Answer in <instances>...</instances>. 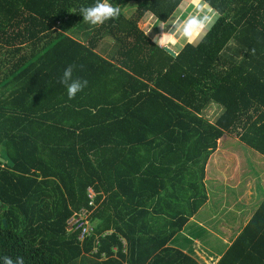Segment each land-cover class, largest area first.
<instances>
[{"label":"trees","instance_id":"obj_1","mask_svg":"<svg viewBox=\"0 0 264 264\" xmlns=\"http://www.w3.org/2000/svg\"><path fill=\"white\" fill-rule=\"evenodd\" d=\"M181 1L109 0L120 16L93 26L96 0H0V264H199L169 242L207 199L218 139L264 155V0H206L215 25L171 56L138 22ZM69 65L87 81L73 99ZM214 264H264V198Z\"/></svg>","mask_w":264,"mask_h":264},{"label":"rangeland","instance_id":"obj_2","mask_svg":"<svg viewBox=\"0 0 264 264\" xmlns=\"http://www.w3.org/2000/svg\"><path fill=\"white\" fill-rule=\"evenodd\" d=\"M190 3L191 0H182L180 5L178 6V8L176 9V11L174 10L173 14H172V20L170 18V20L168 22H166V24H168L170 21H173L177 16L178 13L179 16H181V13H184L185 10H191L190 9ZM134 5L130 4L128 6H126L124 8V14L126 16H130V14L134 11ZM154 18L151 15H148V17L145 19L143 18L141 21H139V25L140 27L154 40V37H157L158 35H160L163 31H168L170 30V25L164 29H161L160 25L161 24H156L154 23ZM152 23V24H151ZM71 35L78 37L79 39L84 38L83 36H81L78 32H71ZM84 40V39H83ZM185 42L187 41H181L179 44L173 45V44H169L168 46L171 47L172 49H178L180 46H182ZM114 45V40L111 36H105L103 38L100 39V41L97 44V48L96 50L101 53V54H105L106 52L110 51V48H113ZM174 50V49H173ZM215 110V108H214ZM211 118V116H208ZM225 138H228L227 136H224ZM225 143V142H224ZM238 145V143H237ZM241 149H243V146H241ZM252 157H256V153L253 151L251 152ZM223 154H221V156L219 157L220 160H224L223 162L224 164V170L220 169L219 172L223 174V172L226 174V180L223 183V179L220 176L219 180L216 181L215 185L217 187H219L218 192H222L225 193V195L228 194L227 196V201L226 198L222 197V196H217V200L216 202H211L209 204V213L208 216H210L211 214L214 215V219H210L209 218H204V219H200L198 218L199 221H204L206 223V226L204 224H201L202 226L205 227L201 228L198 226H195L196 224H199L198 222L196 224H194L193 222H188V224L185 226V230L183 232H179L177 234H175V236L173 237L174 239L172 240L171 245H184L187 249H193L195 250L199 244V246H205L207 248L211 249V253L207 252L210 256L211 259L212 258H217L219 259L220 256L224 253L227 243L230 240V236H228L227 234L230 233L229 232V227H231L230 231L233 230V233L236 232L239 228L240 225L243 221V213L242 214H236L235 210L236 209H240L241 206L243 204H245V200L246 197H248L247 194V189L250 190V188L252 187L254 194H260L261 190H259V188L254 187L253 183L254 180L252 181H248V185H246L245 190L242 192V187L239 191V188L237 190H230L225 186V183H227L230 179L229 176L232 177V179H240L243 180V177H245V179H251V175L249 176L247 173L244 174V167H249L251 168V171L253 174L255 173H259L261 172V170L264 173V156L261 158V160H253L252 161V157L249 156V154H247L246 152V156H245V166L243 163V161H238V170H237V174L236 171L233 167H235L236 165V160H232L229 162V158H223ZM238 173H241L240 176H238ZM230 174V175H229ZM238 176V177H237ZM244 179V180H245ZM232 181V180H231ZM92 193V192H91ZM241 194V195H240ZM238 195H240L238 197ZM237 202L235 204V208L232 209V211H228L225 210V208L227 207V205L231 204L235 199H237ZM226 201V202H225ZM235 203V202H234ZM208 204H206L207 206L205 208H202V210H208ZM205 212L202 211H198V215L202 217V215H204ZM210 220V222H209ZM89 225L91 226V224L89 223ZM69 226H72L71 224ZM212 228V229H211ZM213 230V231H212ZM224 230L227 231L224 232ZM198 242V243H197ZM199 250H202L201 248L198 247ZM210 262V261H208Z\"/></svg>","mask_w":264,"mask_h":264},{"label":"crops","instance_id":"obj_3","mask_svg":"<svg viewBox=\"0 0 264 264\" xmlns=\"http://www.w3.org/2000/svg\"><path fill=\"white\" fill-rule=\"evenodd\" d=\"M176 9H175V11H176ZM179 14L180 13H178V16H179ZM171 17H172V14H171ZM170 18L167 21H165V22H163L161 24H166V22H168L170 20ZM141 20L142 19H140V21ZM171 20H172V18H171ZM138 27L141 28L140 25H139V22H138ZM151 39H153V38H151ZM173 49L177 50L175 48H173ZM210 120H212V119H210ZM224 136H227L228 138H225ZM237 143H238V145H237ZM241 146H243V149H241ZM253 151L257 154L255 158L252 157L253 154H251V152H253ZM246 152H247V154H249V156L252 157V161L253 160H259V159L261 160V158L264 156L258 150L246 145L243 141L239 140L238 137L236 135H234V133L224 132L222 134V136L218 139V143H217L216 148L211 152V154L209 155L208 160H207V162L205 164V173H204V179H202V184H204L205 191H206V194H207V199H206V201L204 203H202V205H200L198 207V209L192 214V216H190L188 218V220L186 221V223L183 225V227L180 229L179 232H183L185 230L184 228L188 224V222H193L194 224H196L198 222L199 224H196L195 226H198V227H201V228L205 229V227L200 225V223L204 224L205 226H206V223L204 221H199L198 218L204 219V218H209L211 216L210 219H214V215L213 214L208 216L209 204L211 202H216V200L218 198L217 196H222V197L226 198V201H227V196H228V194L225 195V193H223V194H222V192L219 193L218 192L219 187H217L215 185L216 181L219 180L220 176L223 179V183L226 180V174L224 172H223V174L219 172L220 169L224 170V164H225L223 162L224 160H220L219 157L221 156V154H223L224 156H223L222 159H225L227 157V158H229V162L232 161L233 159L236 160V165L233 168L235 169L236 174H237V170H238V167H239L238 166V161H243L242 164H244V166H245V163H246V161H245ZM244 168H245V170H244L243 173L244 174L247 173L249 176L251 175V179H245V177H243V180L240 181V179H238V180L236 179L235 180V179H232L231 176H229L230 179H229V181L227 183H225V186L228 189H230V190H232V189L233 190H237L239 188V191H240V189L242 187L243 188L242 192H241V194H242L243 191L246 188L245 186L248 185V181L249 180L250 181L254 180L253 186L256 187V188L258 187L259 190H261V192H260V194L257 195V194L252 193L253 192L252 187L250 188V190L247 189V191H246L247 194L246 195L248 197H246V200L244 202L245 204H243L240 209H236L235 210L236 214H239V215L242 214V212H244L243 213L244 214L243 215V221H242V223L240 225V228L234 233H233V230L230 231L231 227H229V232L230 233H228L227 235L230 236L229 237L230 240L227 243L226 249L231 244V242L236 237V235L239 233V231L241 230V227L248 220V218L252 214L253 210L257 207L258 203L261 201V199L264 198V173H263V171L261 170V172L253 174L252 171H251V168H249L247 166L244 167ZM240 174L241 173H238V176H240ZM240 195H238V197ZM237 200H238V198L235 199L231 204L227 205L225 210L232 211V209L235 208V204H236ZM206 204H208V210H202V208H205L207 206ZM198 211L205 212V214L202 215V217H201V216L198 215ZM209 222H210V220H209ZM179 232H177V233H179ZM224 232L227 233L226 230H224ZM173 239L174 238H172V240ZM172 240L169 242L170 246L178 248L182 252L188 254L190 257L195 259L199 264H214L218 260L215 257L211 259V256L207 253V252H209L210 254H212L210 252L211 251L210 248H207L205 246L201 247L198 244L197 246L199 248H201L202 250H199L198 247L195 250H193V249L191 250L189 248L187 249L184 245H182V246H180V245H171ZM208 261H210V262H208ZM77 264H81L80 261L77 262ZM85 264H102V263H101V259H98V260H91V261L85 260Z\"/></svg>","mask_w":264,"mask_h":264},{"label":"clouds","instance_id":"obj_4","mask_svg":"<svg viewBox=\"0 0 264 264\" xmlns=\"http://www.w3.org/2000/svg\"><path fill=\"white\" fill-rule=\"evenodd\" d=\"M190 11L185 10L181 16H177L168 24H161V29L168 27L170 30L163 31L154 37L156 44L167 47L169 44H179L181 41L194 43L207 35V32L215 25L220 13L214 10L206 0H191ZM80 13L83 20L93 26L104 23L109 19L118 18L121 14L119 7L113 6L109 0H96L94 4L82 7ZM74 65L67 66L62 74L60 82L67 89V96L73 99L76 94L87 86L86 80L73 79ZM4 264H24L23 257H17L15 262L10 257H4Z\"/></svg>","mask_w":264,"mask_h":264},{"label":"built area","instance_id":"obj_5","mask_svg":"<svg viewBox=\"0 0 264 264\" xmlns=\"http://www.w3.org/2000/svg\"><path fill=\"white\" fill-rule=\"evenodd\" d=\"M89 214L90 210L82 208L78 212H74L73 215L68 219V224L72 225L70 227H73L74 229H81L79 234L80 239H83L92 231V226L89 225L88 221Z\"/></svg>","mask_w":264,"mask_h":264},{"label":"water","instance_id":"obj_6","mask_svg":"<svg viewBox=\"0 0 264 264\" xmlns=\"http://www.w3.org/2000/svg\"><path fill=\"white\" fill-rule=\"evenodd\" d=\"M163 50L166 51L169 55L171 56H175V51L173 49H171L169 46L167 47H163ZM2 159V157H0V160ZM2 222L4 223V220L2 219Z\"/></svg>","mask_w":264,"mask_h":264}]
</instances>
